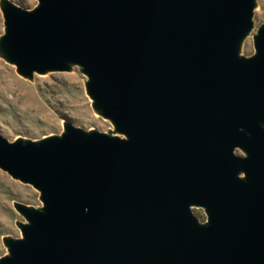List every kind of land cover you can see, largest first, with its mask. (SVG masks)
<instances>
[{"label":"water","instance_id":"water-1","mask_svg":"<svg viewBox=\"0 0 264 264\" xmlns=\"http://www.w3.org/2000/svg\"><path fill=\"white\" fill-rule=\"evenodd\" d=\"M255 3L0 0V54L24 77L79 66L116 132L0 134V168L41 202L13 204L0 264H264V23L240 54Z\"/></svg>","mask_w":264,"mask_h":264},{"label":"rangeland","instance_id":"rangeland-1","mask_svg":"<svg viewBox=\"0 0 264 264\" xmlns=\"http://www.w3.org/2000/svg\"><path fill=\"white\" fill-rule=\"evenodd\" d=\"M10 1L27 9L37 3V0ZM255 2L252 27L240 46V54L244 56L254 52L253 36L264 23V0ZM3 33L0 10V36ZM86 80L87 76L77 65L66 71L33 73L31 77H24L0 54V134L8 141L38 140L61 134L63 120L85 130L116 133L111 121L93 109L85 89ZM237 153L241 151L237 150ZM38 195L30 184L13 178L0 168V256L7 253L5 238L20 237L19 224L26 222L13 204L21 202L39 207ZM191 209L200 222L206 220L203 208L192 206Z\"/></svg>","mask_w":264,"mask_h":264}]
</instances>
